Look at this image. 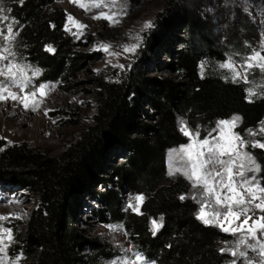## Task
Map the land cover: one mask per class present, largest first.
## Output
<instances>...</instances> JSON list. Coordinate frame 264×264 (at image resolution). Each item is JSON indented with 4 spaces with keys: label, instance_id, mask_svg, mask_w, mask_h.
<instances>
[{
    "label": "trees",
    "instance_id": "16d2710c",
    "mask_svg": "<svg viewBox=\"0 0 264 264\" xmlns=\"http://www.w3.org/2000/svg\"><path fill=\"white\" fill-rule=\"evenodd\" d=\"M55 1L2 0L0 4L4 14L17 22L16 54L39 66L48 81H56L82 59L70 56L63 31L66 16L53 8ZM175 26L187 31L185 41L175 37L183 44L181 49L174 48L171 32L153 37L148 49L155 53L161 49L169 57L164 64L177 79L149 77L144 62L127 80L101 82L93 122L57 155L22 143H0V182L27 186L39 200L29 224L11 219V250L22 253L27 264H103L114 258L117 252L111 243L77 228L82 206L104 222L121 225L136 253L154 264L231 261L221 245L233 236L204 225L196 219V201L179 198L186 196L190 184L168 176L167 152L188 142L179 131L180 118L191 128L206 130L218 120L239 115L238 131L246 136L264 121V97L250 103L246 83L211 72L202 77L201 62L224 60L222 49L200 19L182 12ZM48 45L54 53L45 51ZM140 117L147 121H139ZM251 152L264 186V150L251 148ZM124 191L145 195L140 214L125 210ZM85 197L104 208L87 204ZM161 217L162 227L153 235L152 221ZM85 248L88 254L83 257Z\"/></svg>",
    "mask_w": 264,
    "mask_h": 264
},
{
    "label": "rangeland",
    "instance_id": "374dc122",
    "mask_svg": "<svg viewBox=\"0 0 264 264\" xmlns=\"http://www.w3.org/2000/svg\"><path fill=\"white\" fill-rule=\"evenodd\" d=\"M92 1L93 0H82L86 5ZM1 3L2 0H0V4ZM121 3L125 6L126 14L119 17V23H116L114 26H109L108 22L104 19L97 20L93 19V17L100 15L101 12L111 14L114 9L100 7L96 10L85 11L83 8L71 2V0L55 1L53 8L61 9L64 12L66 16L65 23L72 29V32H67L63 29L65 36L70 42V56L82 57L80 63L75 68L63 73L56 81L44 79L43 71L40 67L30 64L33 68L39 69L38 78L35 80L36 85L43 83L53 86L41 104L40 109L36 111L35 114H41L43 117L42 121L38 123L37 129L39 132L46 131L47 133H54L57 138L51 137L48 144H54L53 147H56L50 148L48 144L42 145L41 138H38L40 141H32L31 133L24 138L19 136L14 141L7 140L4 144L12 145L22 143L49 155H57L65 150L70 143L76 141L80 133L93 122V117L97 113L98 106L96 92L101 82H121L127 80L130 75L141 68L140 66L143 65L144 62L145 64L147 63V65H145L143 69L149 77L177 79L176 74L166 69V65L164 64V62L170 61L169 57L164 55L161 49L155 53L148 49V46L151 44L150 41L153 37H162L167 32H171L174 37V48L176 50L181 49L183 44H178V42L175 41V37H179L185 41L187 31L181 26L176 27L175 23L182 12L203 21L207 26L208 34L214 37L218 47L222 49L224 54L225 59L222 61L215 59L205 60L207 66L204 68L203 75L211 72L225 79H230L228 78L229 74L227 70L222 69L220 64L226 62L228 58H231L236 62V67L239 69L243 58L251 55L254 49L259 50L261 40L264 39V0H121ZM68 15H71L80 23L87 25V27L82 30V35L77 31L75 25L67 21ZM148 21L152 22L153 27L142 31L143 25ZM14 30L17 31L15 24ZM137 36L142 38V43L135 54L124 52L121 46L135 43L136 41L133 38ZM16 39L17 36L11 44V51L15 53V59L19 62L29 64L16 54ZM100 43L110 44L112 46L111 51L118 53V55L113 56L102 50H95ZM3 54L7 55L6 52ZM121 65L123 67H120ZM247 78L248 81H250V83H246L247 89L264 83V74L258 69L249 73ZM13 90L19 93L18 89L13 88L12 91ZM14 105L20 106L21 104L19 102H14ZM48 110H50L51 113L47 112V115H45V111ZM25 112H27V110L24 109L23 113ZM151 112L152 111H150V113ZM181 119L186 121L184 118H180V120ZM139 121L147 120L140 117ZM215 124L211 128L203 130L201 128H191L187 122L188 127L192 130L199 129L201 139L207 135ZM240 124L241 117L238 127ZM238 127L235 129L237 133H239ZM5 128L6 126L4 124L0 126V129ZM258 129L259 126L251 130L255 132L258 131ZM0 136H2L1 130ZM5 137L9 138L8 135ZM242 137L249 140L254 139L248 136V132L246 136ZM255 139H261V137L257 136ZM58 140H60L61 143L59 142L56 144ZM188 143L189 140L183 145H187ZM183 145L168 150L166 157L168 171L170 152L173 149H179ZM246 150L254 156L251 152V147H248ZM113 159L117 162L122 161L120 157H114ZM173 159L175 160V157H173ZM255 160L259 165L256 158ZM256 176L261 182L260 171ZM169 177L171 179H177L179 177L184 178L179 174ZM4 183L11 184L0 182V185ZM12 185L15 190L21 192V194L25 196L24 199L18 203L22 208V214L5 213L0 216L29 224L32 213L38 206V197L27 186ZM95 189L98 191L103 190L96 186ZM192 192L193 190L190 186L186 196L190 198ZM134 195L138 194H129L126 191L123 192L122 197L125 208L130 197ZM142 196L145 197V195ZM83 200L95 208H104L102 204L94 202L89 198L85 197ZM256 202L258 203L259 201ZM199 207L200 205H198L197 213ZM139 211L141 212V206ZM206 211H211V208H206ZM249 215L252 217V220H255L260 216H264V212L256 210L254 213H249ZM78 217L80 219L77 223L78 229L85 230L89 236L97 238L98 240H106L116 249L117 254L114 258L103 264H114V262L115 264H120L122 260H135L136 251L127 233L122 228L117 231H112L108 227L109 225H121L113 221H102L84 206L80 208ZM243 219L244 217L242 216L240 219L241 223ZM252 220L249 221V225H251ZM153 221H156L157 225L161 222L160 219H154ZM11 223L5 221L4 227L10 228L14 236ZM245 228H247V226H245ZM244 235L246 236L247 233L245 232ZM257 238L260 243H264V236L257 233ZM249 242L255 243L254 241ZM5 243H8L7 239H5ZM235 243L236 237L233 236V239L223 243L221 248H234ZM257 247H259V245H257ZM128 249L131 251L126 252L125 250ZM241 250L247 251V257L249 259L254 261L259 259L256 252L246 249L244 245H241ZM87 252L85 248L82 252L83 257L87 256ZM2 255L3 254L0 253V256ZM7 255L9 258L8 264H11V258L17 256L14 251L11 250V246L7 249ZM234 259L236 264H245L243 258L232 257L231 261ZM19 264H27L26 258L23 257L20 259Z\"/></svg>",
    "mask_w": 264,
    "mask_h": 264
},
{
    "label": "snow or ice",
    "instance_id": "6c2138e0",
    "mask_svg": "<svg viewBox=\"0 0 264 264\" xmlns=\"http://www.w3.org/2000/svg\"><path fill=\"white\" fill-rule=\"evenodd\" d=\"M71 2L85 11H90L91 7L114 9L111 14L101 12L100 15L93 17L97 20L104 19L109 26L119 23V17L126 14L125 6L121 0H93L91 7L86 6L82 0H71ZM67 21L75 25L81 35L83 34L82 30L87 27L71 15L67 16ZM16 23L14 19L5 15L3 8L0 7V102L8 100L19 102L25 110L36 112L53 86L43 83L36 85L35 80L38 78L39 69L15 59V53L11 51V44L18 35V31L14 30ZM151 27H153L152 22L148 21L143 25L142 31ZM64 29L67 32H72L67 23H65ZM133 39L136 41L135 43L121 46L124 52L135 54L141 46V37L137 36ZM111 48L110 44L100 43L95 50H102L113 56L118 55L111 51ZM45 51L54 53L55 49L48 45L45 47ZM5 52L7 55L3 54ZM206 66L207 62L202 61V77ZM220 67L227 70L228 78L232 82L250 83L247 77L253 70L258 69L264 74V39L261 40L259 50L254 49L251 55L243 58L239 69L231 58L221 63ZM13 88L18 89L19 93L12 91ZM246 93V98L250 103L253 102L254 97H264V83L249 87L246 89ZM45 115H47V111H45ZM239 122L240 117L236 115L229 119L218 120L207 135L201 139L199 129L192 130L188 127L187 122L181 119L179 131L188 138L189 143L170 152L168 175H182L190 183L193 190L190 198L200 205L196 219L206 226L217 227L223 233L236 237L234 248L221 249L222 252H228L232 257L243 258L245 264H264V243H260L257 238V233L264 236V216L252 220L249 215L256 210L264 212V186L256 176L260 171V166L256 163L255 157L246 150L248 147L264 150V121L260 122L258 131L248 130V136L254 138L251 140L245 139L235 131ZM257 136L261 139H255ZM179 198L184 200L189 197L182 195ZM143 200L142 195L130 197L125 210L140 214L139 209ZM206 208H211V211H206ZM242 216L244 219L241 223ZM162 219L161 217L159 225L156 221H152L153 235L156 234L159 227H162ZM250 220H252L251 225H249ZM5 221L11 223L8 217L0 216V253L3 254L0 256V264H8L7 249L14 241L12 230L4 227ZM108 227L112 231L122 228L118 225H109ZM5 239L8 241L7 244ZM241 245L256 252L259 259L256 261L249 259L247 251L241 250ZM22 258V253L18 254L11 258V264H19V260ZM120 264H154V262L148 261L141 253L137 252L135 260H122ZM228 264H236L235 259L229 261Z\"/></svg>",
    "mask_w": 264,
    "mask_h": 264
},
{
    "label": "bare ground",
    "instance_id": "6f19581e",
    "mask_svg": "<svg viewBox=\"0 0 264 264\" xmlns=\"http://www.w3.org/2000/svg\"><path fill=\"white\" fill-rule=\"evenodd\" d=\"M91 3H87L86 6L91 7ZM96 9L98 8L91 7V10ZM13 91L16 92V90ZM23 110V105L21 104L20 106H15L14 101L8 100L0 102V126L2 124L6 126L5 129H0L2 134V136H0V143H6L7 140L14 141L19 136L24 138L29 133L32 134V141H36L38 138H41L42 145L48 144L51 137L57 138L54 133H47L46 131L39 132L37 127L38 123L42 121L43 118L41 114H35V112L31 110H27V112L23 113ZM47 112L51 113V111ZM7 135L9 138L5 137ZM59 142L60 140H58L56 144ZM53 145L54 144H48V147L51 148ZM24 197L25 196H23L21 192L15 190L12 184H1L0 215L5 213H17L18 215H21L22 208L18 205V203L21 202Z\"/></svg>",
    "mask_w": 264,
    "mask_h": 264
}]
</instances>
